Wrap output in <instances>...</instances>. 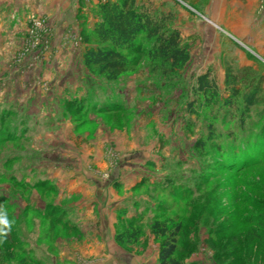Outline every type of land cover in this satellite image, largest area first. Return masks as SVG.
I'll use <instances>...</instances> for the list:
<instances>
[{
	"label": "rangeland",
	"instance_id": "rangeland-1",
	"mask_svg": "<svg viewBox=\"0 0 264 264\" xmlns=\"http://www.w3.org/2000/svg\"><path fill=\"white\" fill-rule=\"evenodd\" d=\"M150 1L172 14L190 52L168 77L143 39L115 80L85 68L94 0H37L21 12L12 0L0 12V264H158L156 218L180 223L182 264H264V102L186 110L198 74L223 92L226 72L264 75V56L201 12L208 0ZM243 108L249 130L215 154ZM223 109L214 144L196 148ZM84 198L88 225L76 207ZM125 229L134 241L116 240Z\"/></svg>",
	"mask_w": 264,
	"mask_h": 264
},
{
	"label": "trees",
	"instance_id": "trees-1",
	"mask_svg": "<svg viewBox=\"0 0 264 264\" xmlns=\"http://www.w3.org/2000/svg\"><path fill=\"white\" fill-rule=\"evenodd\" d=\"M94 11L96 20L83 37L86 46L82 55L84 66L91 73L103 76L109 81L115 80L130 68L131 56L142 51V39L149 45L147 56L160 61L163 76L168 77L181 70L188 62L189 48L179 29L172 25V14L154 7L150 0H98ZM263 84V72L257 74L253 67H241L233 73L224 74V89L221 92L213 76L206 71L195 77V99L188 102L186 110L189 115L197 114L195 103L199 102L205 109L217 107L231 111L237 107L239 98L241 101L245 100L246 106L248 102L258 105L264 102ZM242 85L244 86L241 88ZM225 111L226 109L214 112L213 120L206 125V139H198L195 142L196 148L214 144L220 131L216 129L214 121H221ZM245 114L246 109L243 108L239 114V131L234 133L228 130L220 136L218 143L215 142V154H230L231 149L226 147L225 139L230 140L233 148L238 146L235 143L243 136V131L249 130H245ZM227 116L229 118L225 121L230 122L232 113L229 112ZM257 138V141L261 140ZM262 148L264 149L263 145ZM247 164L249 162L245 165ZM151 230L160 239L158 264H182V261L175 258L180 223L174 224L167 219L156 218L151 223ZM137 234V230L125 229L116 234V240L132 242Z\"/></svg>",
	"mask_w": 264,
	"mask_h": 264
},
{
	"label": "crops",
	"instance_id": "crops-1",
	"mask_svg": "<svg viewBox=\"0 0 264 264\" xmlns=\"http://www.w3.org/2000/svg\"><path fill=\"white\" fill-rule=\"evenodd\" d=\"M36 1L37 0H13V2L18 3L17 11L20 12L21 10L26 9L25 7H29L30 10L41 7ZM94 1L97 3L98 0ZM196 1L197 0H189L188 3L193 6ZM10 3H12V0H8L7 3L3 2L4 5L0 7V12H6L5 8H7ZM9 8L8 11L11 13V7L9 6ZM201 12H210L213 21L218 22L221 25H223V23L224 25L227 24L229 27L235 28L237 32L239 30L241 37L246 39L249 45L255 47V49L264 56V0H208V3ZM224 13H227L228 18L223 17ZM81 189H77V191L79 190L78 192H80ZM73 190L74 189L68 192H74ZM84 190L87 189L85 188ZM84 206H89L86 204V198L80 203L76 202L77 209L83 214V217L80 219L81 223L88 225L93 222L90 214L87 211H84L86 209ZM95 245L97 248L99 247L100 250L102 246H107V244L100 245L99 242H96Z\"/></svg>",
	"mask_w": 264,
	"mask_h": 264
}]
</instances>
